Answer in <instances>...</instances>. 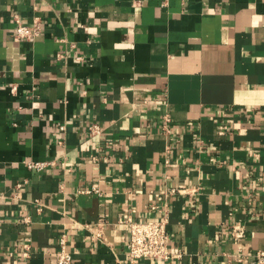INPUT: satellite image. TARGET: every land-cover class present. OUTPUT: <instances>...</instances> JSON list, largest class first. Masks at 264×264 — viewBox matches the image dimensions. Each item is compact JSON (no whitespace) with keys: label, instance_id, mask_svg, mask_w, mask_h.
I'll list each match as a JSON object with an SVG mask.
<instances>
[{"label":"crops","instance_id":"obj_1","mask_svg":"<svg viewBox=\"0 0 264 264\" xmlns=\"http://www.w3.org/2000/svg\"><path fill=\"white\" fill-rule=\"evenodd\" d=\"M124 216L180 257L131 262ZM61 237L72 264L264 250V0H0V264Z\"/></svg>","mask_w":264,"mask_h":264},{"label":"built area","instance_id":"obj_2","mask_svg":"<svg viewBox=\"0 0 264 264\" xmlns=\"http://www.w3.org/2000/svg\"><path fill=\"white\" fill-rule=\"evenodd\" d=\"M16 26L14 39H32L41 32V26L38 21L30 24H23L15 19ZM170 122L168 115L164 116V127ZM90 129L96 130L95 126ZM91 130V131H92ZM24 164L29 169L40 170L45 163L41 161H25ZM94 190V189H93ZM89 192V191H88ZM128 227V239L126 242V255L131 262L141 258L169 260L173 257L179 258L181 251L172 252L168 246L169 235L167 231V220L165 217L159 219H149L136 221L129 216H124L121 221ZM234 238H240L243 235V229L239 226L232 227L231 231ZM95 236L101 237L99 231ZM23 256H28V248L24 247ZM55 264H72L71 254L65 249V239L61 237L58 241V248L54 252ZM237 264H264V250H257L251 254H244L241 250L231 255Z\"/></svg>","mask_w":264,"mask_h":264}]
</instances>
